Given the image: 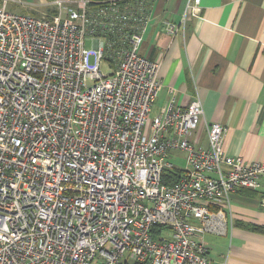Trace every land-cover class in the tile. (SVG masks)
<instances>
[{
  "label": "built area",
  "instance_id": "2783aa9c",
  "mask_svg": "<svg viewBox=\"0 0 264 264\" xmlns=\"http://www.w3.org/2000/svg\"><path fill=\"white\" fill-rule=\"evenodd\" d=\"M15 1L0 0V264H210L197 238L226 234L230 195L259 190L264 161L226 156L217 123L192 143L199 97L151 116L161 58L139 50L157 0H53L44 19Z\"/></svg>",
  "mask_w": 264,
  "mask_h": 264
},
{
  "label": "crops",
  "instance_id": "0c3cea01",
  "mask_svg": "<svg viewBox=\"0 0 264 264\" xmlns=\"http://www.w3.org/2000/svg\"><path fill=\"white\" fill-rule=\"evenodd\" d=\"M186 2L157 0L139 50L161 58L156 114L170 98L185 106L199 97L203 122L192 143L207 148L204 122L217 123L225 130L226 156L245 165L264 161V0H200L172 38L163 23H178ZM260 185L230 195L224 236L197 238L210 264H264V177Z\"/></svg>",
  "mask_w": 264,
  "mask_h": 264
},
{
  "label": "rangeland",
  "instance_id": "374dc122",
  "mask_svg": "<svg viewBox=\"0 0 264 264\" xmlns=\"http://www.w3.org/2000/svg\"><path fill=\"white\" fill-rule=\"evenodd\" d=\"M99 3V2H98ZM102 3V2H100ZM9 11L19 14H25V15H31L35 16L41 19H44L45 17H49V15H52L53 9L56 12L54 6L51 3H48L46 0H17L15 2H12L8 6ZM85 47L91 48V41L85 40ZM109 63V62H108ZM107 62H103L100 66V70L102 74H110V71L113 70V65H108ZM161 102L157 100L155 104L153 105V112L151 114L154 115L158 112V107H160ZM183 153H169L168 154V162L173 164L176 168L180 170L185 169V159H184ZM167 233V231H166ZM168 234V233H167ZM169 235V234H168ZM91 264H98L96 260H94Z\"/></svg>",
  "mask_w": 264,
  "mask_h": 264
},
{
  "label": "trees",
  "instance_id": "16d2710c",
  "mask_svg": "<svg viewBox=\"0 0 264 264\" xmlns=\"http://www.w3.org/2000/svg\"><path fill=\"white\" fill-rule=\"evenodd\" d=\"M48 2H52L53 0H46ZM91 2H96V3H100V2H108L110 0H90ZM180 176V172L175 171V170H165L162 174V183L163 184H167V185H171L173 183H175L178 178ZM160 229L157 228H153L152 229V233L155 235L157 233H159Z\"/></svg>",
  "mask_w": 264,
  "mask_h": 264
}]
</instances>
